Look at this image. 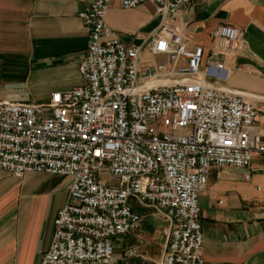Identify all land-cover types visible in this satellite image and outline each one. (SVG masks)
I'll use <instances>...</instances> for the list:
<instances>
[{"label":"built area","instance_id":"1","mask_svg":"<svg viewBox=\"0 0 264 264\" xmlns=\"http://www.w3.org/2000/svg\"><path fill=\"white\" fill-rule=\"evenodd\" d=\"M190 1L122 0L126 10L149 3L161 19L139 45H126L105 23L111 0H93L77 15L88 32L81 84L42 104L0 102V169L70 180L40 264H109L114 241L141 220L136 208L169 223L161 264H204L198 197L210 169L247 170L264 156V99L209 85L227 81L216 58L239 34L219 26L206 55L187 50L164 21ZM144 51L185 65L166 73L141 64Z\"/></svg>","mask_w":264,"mask_h":264},{"label":"crops","instance_id":"2","mask_svg":"<svg viewBox=\"0 0 264 264\" xmlns=\"http://www.w3.org/2000/svg\"><path fill=\"white\" fill-rule=\"evenodd\" d=\"M92 1L0 0V102L42 104L81 84L78 65L88 32L77 15ZM121 1L111 0L105 23L123 44L139 45V37L154 33L161 19L149 3L126 10ZM164 22L187 50L201 47L205 55L214 29H236L232 51L216 58L228 71L227 81L208 83L264 99V0H191ZM154 59L166 73L185 65L184 60L168 65L164 56ZM69 184L60 176L14 177L0 169V264H40ZM198 208L204 264H264V156H252L247 170L210 169ZM137 209V228L114 241L109 264H161L169 223L153 210Z\"/></svg>","mask_w":264,"mask_h":264},{"label":"rangeland","instance_id":"3","mask_svg":"<svg viewBox=\"0 0 264 264\" xmlns=\"http://www.w3.org/2000/svg\"><path fill=\"white\" fill-rule=\"evenodd\" d=\"M140 63L143 65H153L155 63H160L158 60L154 59V57H150L145 51L140 57ZM137 212L140 214V211L137 209Z\"/></svg>","mask_w":264,"mask_h":264}]
</instances>
